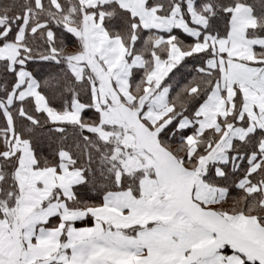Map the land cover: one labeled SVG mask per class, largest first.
<instances>
[{"label":"snow or ice","instance_id":"obj_1","mask_svg":"<svg viewBox=\"0 0 264 264\" xmlns=\"http://www.w3.org/2000/svg\"><path fill=\"white\" fill-rule=\"evenodd\" d=\"M0 264H264V0H0Z\"/></svg>","mask_w":264,"mask_h":264}]
</instances>
